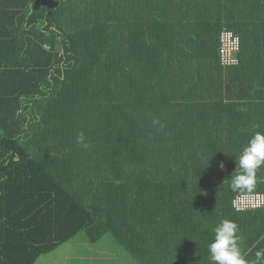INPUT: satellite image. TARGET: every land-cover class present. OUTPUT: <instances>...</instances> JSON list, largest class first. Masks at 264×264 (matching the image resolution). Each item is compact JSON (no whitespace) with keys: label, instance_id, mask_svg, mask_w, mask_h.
<instances>
[{"label":"trees","instance_id":"16d2710c","mask_svg":"<svg viewBox=\"0 0 264 264\" xmlns=\"http://www.w3.org/2000/svg\"><path fill=\"white\" fill-rule=\"evenodd\" d=\"M220 1L215 26L210 0H0V264L82 233L113 235L140 264H203L225 219L246 260L264 250V210H233L264 194V166L251 192L225 181L264 133V65L249 43L238 67L220 60L221 33L239 36L225 10L264 17V0ZM227 116L244 133L225 135Z\"/></svg>","mask_w":264,"mask_h":264},{"label":"clouds","instance_id":"9594fccd","mask_svg":"<svg viewBox=\"0 0 264 264\" xmlns=\"http://www.w3.org/2000/svg\"><path fill=\"white\" fill-rule=\"evenodd\" d=\"M160 124L158 119L153 125ZM163 127V125H160ZM76 144L87 149L83 132L76 135ZM264 166V133L256 132L248 141L238 158L235 175L230 178L229 187L233 192H251L256 184V172ZM220 168L223 170L224 165ZM238 225L231 220H222L214 228V239L208 245L209 259L213 264H249L239 247L240 237L237 235ZM251 264H264V250L255 253V260Z\"/></svg>","mask_w":264,"mask_h":264},{"label":"crops","instance_id":"0c3cea01","mask_svg":"<svg viewBox=\"0 0 264 264\" xmlns=\"http://www.w3.org/2000/svg\"><path fill=\"white\" fill-rule=\"evenodd\" d=\"M211 3H214V12L213 13H209V21H212L214 23L215 26H218V16L221 15L219 14L221 12V10H219L218 12V5L221 7H223V2H221L220 0H210ZM240 5L236 6L235 8H231V9H226V18L227 16H229L227 19L226 23H231L232 27H238L239 29V36L241 37L242 41L241 44L244 43H249V44H253L255 47V53H256V57L257 58H253L252 56H250V59H254L258 61H256L254 63V69L257 70L258 67H260V64L264 65V17H261L260 15L257 14H252L249 13L250 15H242L243 13H246L245 10H241L239 9ZM224 16V15H223ZM207 19V18H206ZM198 21V18L195 19V22ZM242 121V117H238V116H233V117H218V122H221L223 125L226 124L225 127V132L224 134L229 136L232 132L233 133H244L243 131H241L243 129V124H241ZM236 139H240L238 138V135L235 136ZM75 239V238H74ZM73 240L65 243L68 244L69 246L71 245V251H73L74 246L76 245V242ZM84 240H82L83 246H86L87 251H83L82 253H86V254H82L79 257H75L73 259H76V261L73 262H65L64 264H86L83 261L89 262L88 264H102L101 262H97L99 260H105V256H110L111 258L109 259H121L120 261H124V259L126 258L125 256H120L118 258V255L114 254L115 250H113L111 252V254L108 255H103V254H98L96 255L95 252L98 249V246L102 243L103 239H101L99 242L97 243H91L90 241L86 240L85 238H83ZM197 239L201 240V234L197 233L195 236L194 235H184L183 238V243L182 245H184V248L189 252L190 249H193L194 251H200V245L196 244ZM213 241V240H212ZM241 242V240H240ZM80 243V242H79ZM168 244H174V241H170L167 242ZM242 243V242H241ZM63 245V244H62ZM61 245V246H62ZM60 246V248H61ZM69 246H67V248H69ZM166 246V244H165ZM180 246V245H178ZM60 248L56 251L59 252ZM117 248V246H116ZM174 250V248H173ZM244 252H246V255H248L251 251L249 250H242ZM170 252H172L170 250ZM200 253V252H199ZM199 262L203 264H208V260L209 256H205L203 254H199ZM124 258V259H123ZM87 259H92L90 261H87ZM108 259V258H106ZM126 260L130 261V263L134 264V261H132V256L126 258ZM255 258L253 259H247V261L249 262V264H251L252 261H254ZM56 262L53 260V264H55ZM213 262L210 261V264H212ZM58 264H61V261L58 262Z\"/></svg>","mask_w":264,"mask_h":264},{"label":"rangeland","instance_id":"374dc122","mask_svg":"<svg viewBox=\"0 0 264 264\" xmlns=\"http://www.w3.org/2000/svg\"><path fill=\"white\" fill-rule=\"evenodd\" d=\"M201 40L203 41L204 38L199 39V41ZM0 133L2 134L1 130H0ZM228 180H230V178H228V175L226 173L225 181H228ZM83 238L90 241L87 235L85 233H82L79 237L74 239V241L76 242V245L74 246L73 251H71V245L69 246L68 244H63L59 252H54L53 254L41 257L36 264H53V260L56 262L55 264H58L59 261H61V264H64L65 262L76 261V259H73V258L79 257L82 254H86L82 252L85 250L87 251L86 246L85 245L83 246V243H82V240H84ZM102 239H103L102 243L98 246V249L95 252L96 255L103 254L105 256V255L111 254V252L115 250L114 254L118 255V258L120 256H125L126 258L130 256V254L124 248V246L113 235L108 234L104 236ZM67 246H69V248H67ZM105 257L108 259L105 258V260H99L97 262H101L102 264H133V263H130V261L126 260V258L125 259L123 258L124 261L121 262L120 261L121 259L116 260V259H109L111 258L110 256H105ZM90 260L92 259H87V261H90ZM132 261H134V264H140L138 261H136V259L132 258ZM83 262L86 264L89 263L86 261H83Z\"/></svg>","mask_w":264,"mask_h":264},{"label":"built area","instance_id":"2783aa9c","mask_svg":"<svg viewBox=\"0 0 264 264\" xmlns=\"http://www.w3.org/2000/svg\"><path fill=\"white\" fill-rule=\"evenodd\" d=\"M220 60L224 69L240 64L241 38L230 30L220 35ZM233 210L238 214L264 210V194L241 195L233 201Z\"/></svg>","mask_w":264,"mask_h":264}]
</instances>
